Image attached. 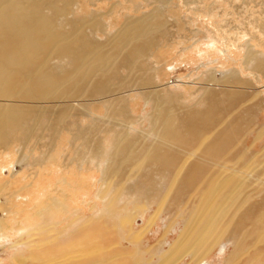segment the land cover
<instances>
[{
	"label": "bare ground",
	"instance_id": "bare-ground-1",
	"mask_svg": "<svg viewBox=\"0 0 264 264\" xmlns=\"http://www.w3.org/2000/svg\"><path fill=\"white\" fill-rule=\"evenodd\" d=\"M72 2L0 0V102H3L0 103V143L31 114L32 106L17 102H49L54 111L67 103L63 105L69 108L67 113L60 116L65 127L69 119L90 114L87 110L98 99L114 108L118 116H125L127 101L138 92L145 107L151 104L153 111L149 114L147 134L139 130L144 136L142 141H138L139 136L134 139L129 131L136 124L132 120L128 127V122L123 125L129 130L117 132L103 169V185L97 193V199L105 203L104 209H94L96 215L85 221L77 213L75 232L67 242L61 240V232L52 226L45 238L39 236L41 233L33 238L30 233L36 227L27 228L30 240L25 243L32 245L31 251L38 249L41 258L37 262L151 264L140 260L134 263V250L144 245L145 235L162 220L164 215H158L163 209L168 217L155 250L148 251L151 258L169 243V233L178 229V237L168 250L161 252L159 264H177L185 254L191 258V264H201L215 248L224 247L221 243L229 232L234 235L254 221L252 224L263 225L264 200L256 204L251 200L255 193L264 196L261 191L264 168L249 165L251 171H238L225 165L229 149L244 128L253 124L257 109L264 105L263 90L255 86L251 91L245 90L241 87L244 81L232 70L220 78L213 71L206 77L207 86L200 88L202 94L197 104L201 107L195 104L183 110L184 106L180 111L177 95L151 89L147 92L146 86L145 90L138 87L149 82L148 71H142L133 80L129 77L141 73L142 66L137 63L154 46L157 34L153 31L161 33L160 27L157 28L158 16L128 19L105 45L87 37L86 27H99L93 20H70L66 27L60 24L62 16L67 14L62 13L69 12ZM256 53L249 49L244 64L255 76H264V53ZM53 58L67 61L65 68L43 69L42 65ZM121 69L126 72L123 74ZM155 71L157 74L158 70ZM131 81L134 85L128 86ZM224 84L234 86L222 87ZM251 100L258 102L237 111L238 106ZM148 138H152L149 143L145 142ZM246 160L249 161L247 157ZM237 162L235 159L231 163ZM122 171L126 172L124 183L119 181L115 187L113 182ZM166 178V190L159 197L158 183ZM133 179L135 184L127 187V181ZM125 194L141 195L142 200L156 203L158 208L149 216L145 227L135 229L132 223L136 217L143 216L151 203L133 199V207L129 209L126 200H122ZM60 207L54 201L45 204L40 213L45 223L51 222L52 214ZM116 236L128 241L133 252L116 247ZM25 243L21 241L20 245Z\"/></svg>",
	"mask_w": 264,
	"mask_h": 264
},
{
	"label": "rangeland",
	"instance_id": "rangeland-1",
	"mask_svg": "<svg viewBox=\"0 0 264 264\" xmlns=\"http://www.w3.org/2000/svg\"><path fill=\"white\" fill-rule=\"evenodd\" d=\"M64 13L67 14L62 16L60 24L65 27L72 22L70 20H93L99 27H86V32H89L87 37L105 45L128 19L137 20L156 14L157 28L160 27L161 33L153 31L157 34V40L155 38L154 46L137 63V66H142L141 73L129 77L133 80L142 75V71H148L146 77L150 78L149 82L138 87L144 89L146 86L144 90L147 92L151 89L170 92L169 96L171 93L177 95L176 104L180 106V111L184 106L183 110L198 103L202 94L200 88L207 86L206 77L213 71L218 78L227 75L230 70L237 72L244 81L242 88L251 91L255 86L263 90L264 96V76H255L244 64L249 49L254 53H264V0H74L69 12ZM256 54L259 56V53ZM66 63L65 60L53 58L42 68L52 66L54 69H64ZM155 70H158L157 74ZM121 71L123 74L126 72ZM130 85L134 83L131 81L128 83ZM232 86L229 84L226 87ZM141 98L137 92L127 101L125 116H118L114 108L98 99L87 110L90 114L69 119L72 123L68 122L67 127L60 117L67 113L69 108L63 106L67 103L54 111L49 102H17L32 108L31 114L23 121L25 123L0 143V264H40L37 262L41 258L37 255L38 249L31 251L32 245L25 243L30 240L27 228L36 227L30 233L33 238L39 233L45 238L52 226L55 231L61 232V240L67 242L75 232L74 218L77 213L85 221L96 215V209L105 208V203L97 199V193L103 185V169L110 155L109 150L115 144V136L118 137L117 132L129 130V120H132L136 124L134 130L129 131L134 139L137 140L139 136L138 141H142L144 136L141 132L144 131L146 135L150 129L148 118L153 107L151 104L145 107V101ZM254 102L256 104L258 100L244 102L237 111L254 105ZM197 105L201 107V104ZM111 126L114 127L112 130ZM150 141L152 138L145 140L147 143ZM235 159H238L236 165L231 163ZM225 160L227 167L238 171L264 168V105L257 109L253 124L244 128ZM125 173L117 174L116 183L113 182L115 187L119 181L124 183ZM166 181L167 178L158 183L159 197L166 190ZM130 183L134 185L135 180H128L127 187L131 186ZM261 191L264 192V188ZM260 194H253L252 203L264 200L263 195L259 197ZM147 195L151 197L149 193ZM133 199L147 205L151 203L142 200L141 195L132 197L125 194L122 200H126L129 209H132ZM48 201H54L61 207L52 214L51 222L45 223L40 213ZM157 208L156 203H151L143 216L136 217L133 227H145L149 216ZM167 214L164 209L160 211L158 216H164L145 235L143 246H136L134 250L128 241L122 240L123 237L116 236V247L119 246L120 250L126 248L130 252L134 250V263L140 260L159 264L161 252L168 250V246L178 237V229L169 233V243L151 258L148 251L150 248L155 250L162 237ZM252 223L256 221L247 223L234 235L229 232L226 241L221 243L224 247L215 248L201 264H264V224ZM23 228L25 230L22 232ZM21 241L25 245H20ZM177 264H191V258L185 254Z\"/></svg>",
	"mask_w": 264,
	"mask_h": 264
}]
</instances>
